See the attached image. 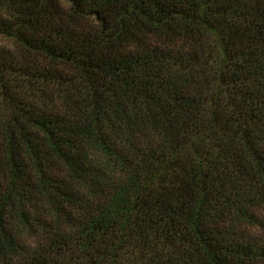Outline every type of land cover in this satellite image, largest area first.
I'll list each match as a JSON object with an SVG mask.
<instances>
[{
	"label": "trees",
	"instance_id": "trees-1",
	"mask_svg": "<svg viewBox=\"0 0 264 264\" xmlns=\"http://www.w3.org/2000/svg\"><path fill=\"white\" fill-rule=\"evenodd\" d=\"M0 264H264V0H0Z\"/></svg>",
	"mask_w": 264,
	"mask_h": 264
},
{
	"label": "rangeland",
	"instance_id": "rangeland-1",
	"mask_svg": "<svg viewBox=\"0 0 264 264\" xmlns=\"http://www.w3.org/2000/svg\"><path fill=\"white\" fill-rule=\"evenodd\" d=\"M255 212L257 213V210H255ZM246 227H250V225H247ZM249 230V229H248Z\"/></svg>",
	"mask_w": 264,
	"mask_h": 264
}]
</instances>
